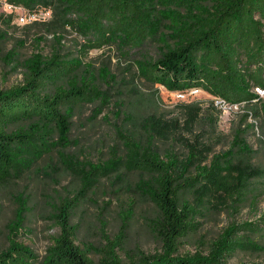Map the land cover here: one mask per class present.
Wrapping results in <instances>:
<instances>
[{"label":"trees","instance_id":"16d2710c","mask_svg":"<svg viewBox=\"0 0 264 264\" xmlns=\"http://www.w3.org/2000/svg\"><path fill=\"white\" fill-rule=\"evenodd\" d=\"M35 14L39 8L60 13L65 25L74 27L88 48L116 44L119 49L156 43L154 55L134 60L137 75L168 92L200 88L213 97L240 105L227 150L209 157L206 144L216 131L215 115L203 112L199 102L178 105L179 114L126 115L117 128L116 146L105 160L74 164L64 152L78 185L51 204L49 219L58 232L41 259L18 240L25 221L26 201L17 197V213L8 225L7 246L0 250V264H123L124 230L105 237L99 258L93 261L75 243L71 224L74 210L100 178L137 173L135 190L151 203L150 228L160 242L155 254H139L125 264H231L237 251L263 252L254 235L264 236V215L254 221H231L213 239L205 253L180 254L181 240L196 233L201 219L218 208L255 205L261 193L256 181L264 168L253 162L247 139L258 134L263 144L264 99L254 87L264 89V0H6ZM72 16V17H70ZM20 83L0 88V183L28 171L44 155L67 148L71 118L77 107L97 103L93 118L110 96L96 80L113 82L108 69L96 75L80 60L59 53L46 57L31 54L21 63ZM119 104V102H118ZM251 118V121H249ZM256 118H260L257 123ZM198 127L206 129L192 135ZM175 138L184 145L179 155L165 146ZM159 142V144H156ZM240 264H264V262Z\"/></svg>","mask_w":264,"mask_h":264},{"label":"rangeland","instance_id":"374dc122","mask_svg":"<svg viewBox=\"0 0 264 264\" xmlns=\"http://www.w3.org/2000/svg\"><path fill=\"white\" fill-rule=\"evenodd\" d=\"M62 19L60 13L48 8H39L37 13L32 14L21 7H9V3L0 0L1 89H9L20 83L22 67L14 70L13 66L34 53L46 57L59 53L66 58L80 60L82 70L88 66L92 73L98 75L105 68L114 76L113 82L101 78L96 80L100 89L110 96L109 103L96 118L92 114L97 103H85L76 108L71 118V144L67 148L53 150L19 177L0 183V250L7 246L8 225L17 213V197L22 195L27 210L18 240L29 245L39 259L58 232V228L49 219L52 202L79 183L69 172L67 165L70 163L61 159L57 150L74 159L71 163L95 164L105 160L112 147L116 146L121 150L116 130L124 125L125 116L132 112L140 115L163 114L170 118L179 114L180 103L192 101L199 102L203 112L209 115H215L214 109L218 108L205 91L180 100L174 92H168L161 85H150L137 75L134 60L141 54L154 55L157 51L155 42L124 51L116 44L84 50L87 45L85 38L74 27L65 25ZM240 113V110L225 112L220 109L216 131L209 135V141L206 142L211 147L209 157L229 148L231 129L237 123ZM255 120L258 123L260 118ZM205 129L206 127H198L192 135L182 132V137L193 141L194 135ZM178 135L179 132L165 146L181 155L185 149L183 143L175 139ZM257 136V133L250 135L247 141L254 150L253 162L264 168V143L261 144ZM262 138L264 142V136ZM138 179L137 173L102 177L74 210L71 224L76 228L75 243L93 261L99 258V250L106 242L105 237L112 239L121 229L124 230L123 251H119V256L123 264L130 257L159 252L161 244L149 225L154 216V208L135 190ZM256 183L262 190L255 205L244 203L236 211L230 207H222L205 215L201 219L199 230L181 240L179 253H205L210 242L231 221H254L264 215V177ZM254 239L264 245V236L254 235ZM229 262H264V251H237L229 258Z\"/></svg>","mask_w":264,"mask_h":264},{"label":"built area","instance_id":"2783aa9c","mask_svg":"<svg viewBox=\"0 0 264 264\" xmlns=\"http://www.w3.org/2000/svg\"><path fill=\"white\" fill-rule=\"evenodd\" d=\"M6 2V0H4ZM9 7H14L11 4H9ZM203 90L200 88H191L188 89L186 91H173L174 95L179 98L180 100H185L188 99L189 96L197 94L202 92ZM254 91L260 96V97H264V89H261L259 87H254ZM213 102L215 103V105L221 109L222 111L225 112H235L237 110H240V105L237 103H229L226 100L219 98V97H213ZM241 111V110H240Z\"/></svg>","mask_w":264,"mask_h":264}]
</instances>
